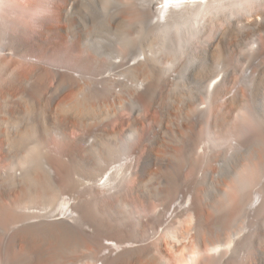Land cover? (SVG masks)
Listing matches in <instances>:
<instances>
[{
  "label": "bare ground",
  "instance_id": "bare-ground-1",
  "mask_svg": "<svg viewBox=\"0 0 264 264\" xmlns=\"http://www.w3.org/2000/svg\"><path fill=\"white\" fill-rule=\"evenodd\" d=\"M0 264H264V0H0Z\"/></svg>",
  "mask_w": 264,
  "mask_h": 264
},
{
  "label": "rangeland",
  "instance_id": "rangeland-1",
  "mask_svg": "<svg viewBox=\"0 0 264 264\" xmlns=\"http://www.w3.org/2000/svg\"><path fill=\"white\" fill-rule=\"evenodd\" d=\"M57 149V148H56Z\"/></svg>",
  "mask_w": 264,
  "mask_h": 264
}]
</instances>
